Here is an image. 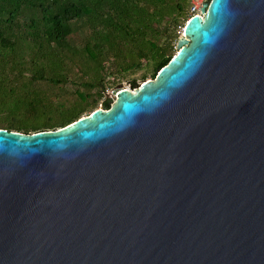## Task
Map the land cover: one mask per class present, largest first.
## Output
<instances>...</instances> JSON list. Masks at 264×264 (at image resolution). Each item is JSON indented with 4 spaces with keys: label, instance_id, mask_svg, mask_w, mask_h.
<instances>
[{
    "label": "water",
    "instance_id": "water-1",
    "mask_svg": "<svg viewBox=\"0 0 264 264\" xmlns=\"http://www.w3.org/2000/svg\"><path fill=\"white\" fill-rule=\"evenodd\" d=\"M201 12L110 111L0 129V264H264V0Z\"/></svg>",
    "mask_w": 264,
    "mask_h": 264
},
{
    "label": "trees",
    "instance_id": "trees-1",
    "mask_svg": "<svg viewBox=\"0 0 264 264\" xmlns=\"http://www.w3.org/2000/svg\"><path fill=\"white\" fill-rule=\"evenodd\" d=\"M192 1L0 0V129L56 131L108 108L110 86L170 64Z\"/></svg>",
    "mask_w": 264,
    "mask_h": 264
},
{
    "label": "rangeland",
    "instance_id": "rangeland-1",
    "mask_svg": "<svg viewBox=\"0 0 264 264\" xmlns=\"http://www.w3.org/2000/svg\"><path fill=\"white\" fill-rule=\"evenodd\" d=\"M209 1L210 0H198V2H201V6L203 5V3L209 2ZM192 5H193V3H192ZM183 27L184 28L186 27V23H185V25ZM183 27L181 28V31H180V33H181L180 37L184 33V28ZM186 37H188V36H186ZM179 51L180 50H178L176 52V55H177V53ZM145 74H146V76H144ZM158 76H159V72L156 75H153L152 69H147V68L146 69H142V70L138 71L137 73L130 74L129 76H127V78L122 79V81L119 84L110 86L106 90V97L105 98L106 99H110V106L108 108H106L104 106V104L101 103L96 110H102L103 112L110 111L112 109V107H113V104L115 102H117L118 97H116V93L118 91L126 89L127 91L134 92V90L140 89L141 87H143L145 82H147V81H156ZM133 80H135V84L137 86H134V83H133L134 81ZM93 112H91L90 114L85 113V115L82 118H80V119L89 118L90 116H92ZM73 124H71V125H73ZM71 125H69V126H71ZM65 128H67V127H65ZM60 129H62V128H60ZM57 130H59V129H57ZM51 131L52 130H49V132H51Z\"/></svg>",
    "mask_w": 264,
    "mask_h": 264
},
{
    "label": "built area",
    "instance_id": "built-area-1",
    "mask_svg": "<svg viewBox=\"0 0 264 264\" xmlns=\"http://www.w3.org/2000/svg\"><path fill=\"white\" fill-rule=\"evenodd\" d=\"M193 5H192V7H191V17L187 20V22H186V25L188 24V22L190 21V19L192 18V17H194V16H202V17H204V14L201 12V2H198V0H193ZM184 28V27H183ZM184 30H185V28H184ZM181 34V33H180ZM183 35L184 36H186L185 35V32L183 33ZM178 51V50H177ZM122 90H120V91H118L117 93H116V97H118V94L121 92Z\"/></svg>",
    "mask_w": 264,
    "mask_h": 264
},
{
    "label": "bare ground",
    "instance_id": "bare-ground-1",
    "mask_svg": "<svg viewBox=\"0 0 264 264\" xmlns=\"http://www.w3.org/2000/svg\"><path fill=\"white\" fill-rule=\"evenodd\" d=\"M126 90V89H125Z\"/></svg>",
    "mask_w": 264,
    "mask_h": 264
}]
</instances>
